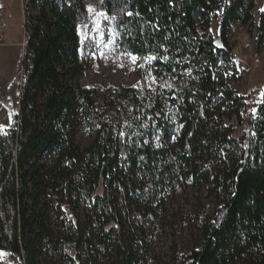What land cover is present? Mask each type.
<instances>
[{
	"label": "trees",
	"instance_id": "16d2710c",
	"mask_svg": "<svg viewBox=\"0 0 264 264\" xmlns=\"http://www.w3.org/2000/svg\"><path fill=\"white\" fill-rule=\"evenodd\" d=\"M255 6L22 0L17 118L0 131V249L15 264H81V255L88 264H145L153 211L187 179L206 185L211 206L190 220L178 264H264V87L243 96L230 86L239 76L227 43L240 24L256 30L255 53L264 47ZM93 11L161 85L116 88L111 107L100 108L80 84ZM78 133L90 138L82 149ZM78 203L87 204L82 217Z\"/></svg>",
	"mask_w": 264,
	"mask_h": 264
},
{
	"label": "rangeland",
	"instance_id": "374dc122",
	"mask_svg": "<svg viewBox=\"0 0 264 264\" xmlns=\"http://www.w3.org/2000/svg\"><path fill=\"white\" fill-rule=\"evenodd\" d=\"M254 21L264 11V0H255ZM104 15L91 12L92 28L88 37H82L86 52L85 76L80 79L82 86L94 90L98 105L103 110L116 100V88L145 87L152 90L162 81L154 76L153 69L147 67L136 56L124 54L116 44L115 31L102 25ZM24 15L22 0H0V131H4L16 120L18 112V92L21 80V55L24 41ZM215 31V23L211 26ZM253 35L240 24L233 26L228 35V47L233 55L238 79H230V86L243 96H255L264 87V47L255 53ZM88 38V39H86ZM165 95V107H168ZM113 108V107H112ZM90 138L78 133L76 143L82 149ZM186 188L172 189L168 192L162 210L154 209L155 225L145 234V264H178L182 244L189 239L190 220L197 209L211 206L206 185H193L188 179ZM86 203H78L74 213L82 217ZM50 220L55 218V210L50 211ZM91 235V230L88 232ZM73 254V252L70 250ZM140 255V254H139ZM95 259V258H94ZM81 264L86 258L81 255ZM0 264H15L10 252L0 249ZM94 264H103L100 258Z\"/></svg>",
	"mask_w": 264,
	"mask_h": 264
},
{
	"label": "water",
	"instance_id": "95a60500",
	"mask_svg": "<svg viewBox=\"0 0 264 264\" xmlns=\"http://www.w3.org/2000/svg\"><path fill=\"white\" fill-rule=\"evenodd\" d=\"M214 45H215L216 47L221 48V45H220V42H219L218 39L214 42Z\"/></svg>",
	"mask_w": 264,
	"mask_h": 264
}]
</instances>
